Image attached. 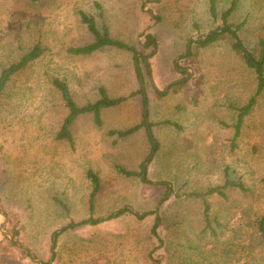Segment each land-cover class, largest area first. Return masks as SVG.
Returning <instances> with one entry per match:
<instances>
[{
	"label": "rangeland",
	"instance_id": "rangeland-1",
	"mask_svg": "<svg viewBox=\"0 0 264 264\" xmlns=\"http://www.w3.org/2000/svg\"><path fill=\"white\" fill-rule=\"evenodd\" d=\"M142 1L0 0V72L35 44L44 49L0 94V264H264L256 231L264 211V90L233 138V106L254 92V69L223 37L186 54L196 33L227 25L210 17L207 0H148L156 23ZM229 2L217 0L219 14ZM80 12L133 45L137 63L131 52L111 46L71 54L70 47L94 39ZM243 20L238 39L257 61L264 51V0H239L228 23ZM148 26L158 44L151 57L139 41ZM176 57L193 75L168 93L170 81L189 73L177 70ZM53 78L67 83L78 105L95 101L99 87L117 97L143 85L157 141L151 157L145 127L126 137L109 133L142 121L140 94L103 108L100 125L92 113L78 116L72 142L57 138L67 109ZM168 119L175 125L163 122ZM117 166L137 173L145 167L146 175L126 177ZM88 169L100 180L91 212ZM225 178L247 189L206 196L212 232L202 199L188 194ZM156 214L158 236L151 231ZM89 216L102 222L53 238Z\"/></svg>",
	"mask_w": 264,
	"mask_h": 264
},
{
	"label": "trees",
	"instance_id": "trees-1",
	"mask_svg": "<svg viewBox=\"0 0 264 264\" xmlns=\"http://www.w3.org/2000/svg\"><path fill=\"white\" fill-rule=\"evenodd\" d=\"M32 1H35V0H32ZM207 2H208L209 14H210V17L213 18V20L220 19L222 21V25H227L230 29H233L235 32H238L242 28L244 24V20L241 23L236 24V25H232L228 23V17L231 15V12L236 9L239 0H230L229 5L226 8V10H224L220 14L217 11V0H207ZM147 3H148V0L142 1L141 3L142 9H144V11L148 14V16L155 23L159 22L160 21L159 16L155 14L150 8L146 7ZM80 17H81L82 22L86 25L88 31L94 36V39L85 45L70 47L68 51L71 54L88 55L97 50H100L101 48L105 46H111V47H115L118 49H122L124 51L131 52L134 62L137 63L138 57L136 55L138 52H137V49L133 45H130L120 39L111 37L108 33L109 31L106 26H103V29L99 30L96 26V22L94 18L88 16L84 12H80ZM139 37H140L139 41H141V47L143 48V50L146 51V57H151L155 55L158 50V44H157V41L153 33L150 30V27L148 26L145 30L139 33ZM222 37L226 38L232 50L238 56H240L246 62L248 66L254 69L255 75H256V88H255L253 95L249 98V100L247 101L245 105L235 108L237 111V119H236V123L233 125V128H234L233 138H236L237 135L239 134L243 117L251 111L252 107L254 106L256 102L257 96H259L264 90V60L260 62V58H259V60L253 61L247 55L246 51L244 50L241 40L234 37L228 31H222L221 33L215 34L213 36H209L205 40L198 39L192 45V48L195 50L199 46H205L209 42L216 40L218 38H222ZM261 50H262V47H261ZM43 52H44V49L39 44H35L31 49L25 52L18 61L11 63L7 67H4L0 72V94L5 88L7 82L10 80V77L16 71L26 66L28 63H30L34 59L38 58ZM190 55H193V53H191ZM145 66L147 67L146 64ZM137 70L139 69L137 68ZM138 78L140 79V83L143 84V79L141 75L139 76L138 74ZM52 86L59 92L64 102V105L67 109V114L63 118L60 130L57 133V138L66 139L69 143L72 142L73 138H72L70 127L78 116H80L81 114L92 113L94 122L97 125H100L101 110L103 108H107V107L119 104L120 102L125 101L130 97L140 94L142 95V103H143L142 121L140 123L132 125L131 127L127 129L111 130L109 131V133L115 134L118 137H126L138 131L141 127H145L147 138L150 143V154L148 158H150L151 154H153V152L156 150L157 141L152 132V127L154 123L148 122V97H147V94L145 92L143 85H140V87L137 90L132 91L126 96H117V97L109 96L104 87H99L98 98L93 102L86 103L85 105H78L75 102V100L73 99L70 93L69 87L64 80H61L60 78H53ZM163 122L168 123V121H163ZM171 124L175 125V123H171ZM116 170L121 175L126 176V177L142 175V172L137 173L136 171L128 170L121 166H117ZM86 178L89 181L90 187H91L90 192H89V197H88V208L91 212L94 208L95 197L98 194L99 189H100V180H99L98 175L91 169H88L86 171ZM227 187H236L242 191H245L247 189L243 185V183H241L240 181H234V180L225 178L223 183L221 184L210 186L204 191L191 192L188 194V196L199 197L202 199L204 221H205L206 226L210 228L212 232H214V230L211 227H209L211 220L208 214L209 205L206 200V196L210 194H214V193H217L221 196H225L224 189ZM60 204L65 208L64 203L60 202ZM122 213L123 212L121 211L120 213H118V215ZM100 222H102V218H95V217L89 216L81 221L72 222L66 226L59 228L58 230L54 232L53 238H55V236H57L58 234H61L62 232L66 231L69 228H74V227L82 226V225L93 226V225L99 224ZM159 224H160L159 217H158V214H156L154 223L151 228L153 235L158 236L157 228ZM256 231L259 234L260 238L264 241V211L262 215L256 220Z\"/></svg>",
	"mask_w": 264,
	"mask_h": 264
},
{
	"label": "water",
	"instance_id": "water-1",
	"mask_svg": "<svg viewBox=\"0 0 264 264\" xmlns=\"http://www.w3.org/2000/svg\"><path fill=\"white\" fill-rule=\"evenodd\" d=\"M222 31H228V32H230L233 36H235V37L238 38L236 32L233 31L232 29H230L228 26H221V27L216 28V29H214V30H212V31H209V32H205V33H196L192 38H190V40H189V44H188V49H190L191 44H192L193 42H195L198 38H200V39H202V40H205L207 37H209V36H213V35H215V34H217V33L222 32ZM263 49H264V46H263ZM246 53H247V55H248V56L254 61V59L252 58L251 54H250L247 50H246ZM187 54H189V51H188ZM181 56H182V55H181ZM263 59H264V51L262 52V56H261L260 62H262ZM184 68L189 70V75H188L187 77H184V78H181V79H176V80L172 81L169 85L166 86L165 91L168 90L169 86H171V85H173V84H176V83H179V82H182V81H185V80L189 79V78L193 75V69H192L191 66H184ZM142 175H143V177H145V175H146L145 167H143ZM4 232H5V231H4ZM5 233H7V232H5ZM15 237H16V236L12 237L11 239H15ZM15 241L18 242L17 240H15ZM33 261H37V260L33 259Z\"/></svg>",
	"mask_w": 264,
	"mask_h": 264
},
{
	"label": "crops",
	"instance_id": "crops-1",
	"mask_svg": "<svg viewBox=\"0 0 264 264\" xmlns=\"http://www.w3.org/2000/svg\"><path fill=\"white\" fill-rule=\"evenodd\" d=\"M233 30V29H232ZM234 31V30H233ZM221 33V32H220ZM218 34V33H217ZM236 34H237V36H238V32H236ZM235 37V36H234ZM192 38V37H191ZM237 38V37H236ZM198 39H200V38H198ZM197 39V40H198ZM219 39V38H218ZM218 39H216V40H218ZM238 39V38H237ZM190 40V39H189ZM196 40V41H197ZM195 41V42H196ZM213 41H215V40H213ZM213 41H211V42H209L208 44H206L205 46H207V45H209L210 43H212ZM195 42H193L192 44H191V47H190V49H187V51H189V54H187V55H190L191 53H193V56L195 55V53H196V55H197V53L199 52V49H201L202 47H205V46H199V47H197L195 50L192 48V45L195 43ZM188 44H189V42H188ZM229 46H230V44H229ZM187 48H188V45H187ZM198 49V50H197ZM230 49H231V51L236 55V56H238L233 50H232V48H231V46H230ZM197 51V52H196ZM181 55H184V54H179V56L178 57H180ZM178 57H176V59H175V64H176V68H177V70L178 71H184V70H186L185 68H184V66L183 67H178ZM239 58H241L240 56H238ZM187 66H189V65H187ZM188 70V69H187ZM189 71V70H188ZM188 75H189V73H188ZM187 75V76H188ZM186 76V77H187ZM192 77V76H191ZM190 77V78H191ZM184 78V77H183ZM189 78V79H190ZM177 79H181V78H177ZM189 79H187V80H185V81H182V82H179V83H176V84H173V85H171V86H169V88H168V93L170 92V90L172 89V88H174V87H176L177 86V84H181V83H184V82H186V81H188ZM174 80H176V79H174ZM174 80H172V81H174ZM172 81H170L169 83H168V85L172 82ZM255 88H256V75H255ZM255 91V90H254ZM254 93V92H253ZM253 93L251 94V96L253 95ZM251 96H249V98L251 97ZM249 98H248V100H249ZM247 100V101H248ZM247 103V102H246ZM246 103H244V104H242V105H245ZM242 105H240V106H242ZM236 107H239V106H233V109H234V111H235V117H234V121H233V123H232V126L236 123V119H237V111H236ZM171 123H174L172 120H169L168 119V124L169 125H171L172 126V124ZM71 127H72V125H71ZM71 127H70V130H71Z\"/></svg>",
	"mask_w": 264,
	"mask_h": 264
}]
</instances>
